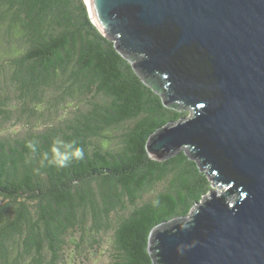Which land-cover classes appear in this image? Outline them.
Here are the masks:
<instances>
[{
  "label": "trees",
  "instance_id": "trees-1",
  "mask_svg": "<svg viewBox=\"0 0 264 264\" xmlns=\"http://www.w3.org/2000/svg\"><path fill=\"white\" fill-rule=\"evenodd\" d=\"M158 80L144 81L85 0H0V120L45 123L0 135V264H63L76 239L99 244L110 230L112 264H157L153 228L186 221L218 174L194 147L150 155L149 137L188 115ZM57 141L83 158L58 167Z\"/></svg>",
  "mask_w": 264,
  "mask_h": 264
},
{
  "label": "water",
  "instance_id": "water-1",
  "mask_svg": "<svg viewBox=\"0 0 264 264\" xmlns=\"http://www.w3.org/2000/svg\"><path fill=\"white\" fill-rule=\"evenodd\" d=\"M85 1L165 104L191 107L149 137L150 155L194 147L218 173L186 221L153 228L156 263L264 264V0Z\"/></svg>",
  "mask_w": 264,
  "mask_h": 264
},
{
  "label": "rangeland",
  "instance_id": "rangeland-1",
  "mask_svg": "<svg viewBox=\"0 0 264 264\" xmlns=\"http://www.w3.org/2000/svg\"><path fill=\"white\" fill-rule=\"evenodd\" d=\"M11 103L13 105L18 104L20 98L19 96L12 95ZM33 104V103H30ZM188 111V115H190V109H183ZM60 114H64L65 111L60 110ZM187 115V116H188ZM57 114V118H58ZM29 117L24 114L15 111L11 119H2L0 120V135L4 134H16V133H24L30 125L32 127H42L44 126V122L33 121ZM52 121V120H51ZM50 121V122H51ZM32 123V124H31ZM166 186V181L160 183L155 188H150L146 193L143 194L144 199L150 198L152 195L157 193ZM214 189L216 187L214 186ZM89 236L83 237V240L76 239L74 244L67 250V262L63 264H112L113 257L112 253L115 246V234L114 230H110L108 233L103 235V238L100 239V243L96 244L93 241V238ZM93 240V241H92ZM94 244V245H93ZM77 245V246H76Z\"/></svg>",
  "mask_w": 264,
  "mask_h": 264
},
{
  "label": "clouds",
  "instance_id": "clouds-1",
  "mask_svg": "<svg viewBox=\"0 0 264 264\" xmlns=\"http://www.w3.org/2000/svg\"><path fill=\"white\" fill-rule=\"evenodd\" d=\"M83 155L84 152L81 148L57 141V148L51 162H54L58 167H67L73 160L82 159Z\"/></svg>",
  "mask_w": 264,
  "mask_h": 264
},
{
  "label": "bare ground",
  "instance_id": "bare-ground-1",
  "mask_svg": "<svg viewBox=\"0 0 264 264\" xmlns=\"http://www.w3.org/2000/svg\"><path fill=\"white\" fill-rule=\"evenodd\" d=\"M89 1V0H88Z\"/></svg>",
  "mask_w": 264,
  "mask_h": 264
}]
</instances>
